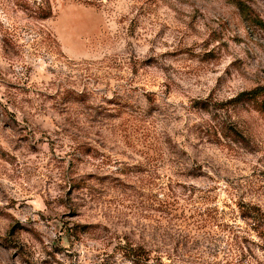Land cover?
Listing matches in <instances>:
<instances>
[{
	"label": "rangeland",
	"instance_id": "374dc122",
	"mask_svg": "<svg viewBox=\"0 0 264 264\" xmlns=\"http://www.w3.org/2000/svg\"><path fill=\"white\" fill-rule=\"evenodd\" d=\"M0 264H264V0H0Z\"/></svg>",
	"mask_w": 264,
	"mask_h": 264
},
{
	"label": "trees",
	"instance_id": "16d2710c",
	"mask_svg": "<svg viewBox=\"0 0 264 264\" xmlns=\"http://www.w3.org/2000/svg\"><path fill=\"white\" fill-rule=\"evenodd\" d=\"M243 211L247 212V211H249V209H247L246 207H244ZM133 251L136 253L138 251V249L137 250H133ZM142 253L144 254L145 252H142Z\"/></svg>",
	"mask_w": 264,
	"mask_h": 264
}]
</instances>
